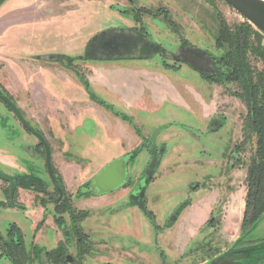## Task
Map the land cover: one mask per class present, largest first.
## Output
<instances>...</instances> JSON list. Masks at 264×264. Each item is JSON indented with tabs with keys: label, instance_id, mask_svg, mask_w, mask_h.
Segmentation results:
<instances>
[{
	"label": "rangeland",
	"instance_id": "rangeland-1",
	"mask_svg": "<svg viewBox=\"0 0 264 264\" xmlns=\"http://www.w3.org/2000/svg\"><path fill=\"white\" fill-rule=\"evenodd\" d=\"M37 1L38 20L20 27L14 23L8 28L10 22L0 26V84L30 119V124L48 137L53 150L52 163L68 191L75 192L84 186L113 158L136 150L141 136L146 138L156 126L170 123L159 135L158 140L166 142L167 148L146 191L147 208L154 213V221L137 207L121 206L125 190L98 199L104 203L105 199L118 201L102 211L90 209L92 218L88 222L95 216V228L101 222H108L97 235L107 244L104 246L100 241L94 246L95 251L83 257V264H206L228 249L242 234L247 165L254 140L240 150L239 162L234 163L236 155L227 161L232 147L243 139L247 108L232 95L239 84L222 80L225 68L218 58L225 53L227 44L218 48L215 38L219 20L234 27L245 21L244 18L222 0H133L137 7L149 13L162 10L155 20L146 14L142 16L149 31L148 41L161 48H150L149 56L142 60H96L87 59L86 55L95 35L114 27L141 25L114 10H128L129 2ZM27 2L0 0V16L5 9ZM185 46L202 50L197 56L209 61L208 67L197 65L200 59L195 63L197 67L194 63H183L177 69L171 68L182 60L170 54L184 51ZM158 51L162 53L159 55ZM49 55L59 59H49ZM249 60L255 72L262 68V63L255 61L251 54ZM68 64L77 69L68 68ZM25 66L46 78L47 87L62 103L59 116H65L63 120H69L68 123L60 125L54 118L49 122L41 118L30 99L27 77L20 75ZM207 72L212 73L207 76L204 74ZM101 102L106 105H100ZM69 104L70 114L65 108ZM88 104L102 107L107 117L114 116L103 123ZM110 106L114 112L127 114L132 119L133 135H130L131 124L111 111ZM77 113L79 119L73 116ZM0 114L4 118V124H0V171L47 179L42 157L26 150L37 140L18 126L1 101ZM219 117L223 122L218 126L220 119L216 118ZM150 160L151 155L145 150L132 160L128 169L133 182L143 175ZM193 182H199L200 187L190 192L188 185ZM0 185L6 186L4 182ZM188 196L192 204L168 227L173 222V208ZM30 220L29 213L22 209L7 208L0 203V235L4 239L9 225L15 222L22 228L29 245L34 236ZM41 229L44 234L43 226ZM45 230L43 242L48 244L45 246L54 245V231ZM95 233L91 231V237ZM57 237L62 239L61 232ZM263 239L264 217L246 237L251 242ZM68 253L76 256L74 247ZM247 264H264V257L257 261L250 259Z\"/></svg>",
	"mask_w": 264,
	"mask_h": 264
},
{
	"label": "flooded vegetation",
	"instance_id": "flooded-vegetation-1",
	"mask_svg": "<svg viewBox=\"0 0 264 264\" xmlns=\"http://www.w3.org/2000/svg\"><path fill=\"white\" fill-rule=\"evenodd\" d=\"M127 1L129 2L130 5V8L128 10L116 9V8L114 10H116L122 15H126V17L130 16L134 20L135 24L138 23L140 24L141 22V25L133 26V27H126V26L114 27L113 29L107 31L105 30L95 35L91 39V43L89 45V51H87L86 53L88 57L87 59L109 60V59L128 58V59L142 60L149 56L150 48L151 49L154 47L158 49L161 48L159 44H155L148 41L149 31L145 28L144 23L142 22V16L146 14L148 15V17L151 18V20H155L160 17L159 13L162 10L161 9L157 10V13H149L148 10L137 7L136 4L133 2V0H127ZM164 16L165 14H163V17ZM186 44L188 43H185V45ZM184 48H185L184 51L182 52L179 51L182 54V57H177V55L180 53L170 54L172 58L175 59L176 57L177 59L180 58L182 60L177 62L176 64H172L171 68L177 69L179 65L183 63H185V65H188V63L195 64L198 63L199 62L198 60L201 59L198 58L197 53L202 50L192 46L190 47L185 46ZM161 53L162 52L158 51L157 54L160 55ZM188 59L191 62L188 61ZM208 64L209 61L205 59H201L200 63H198L197 65L207 68ZM66 66L68 68L77 69L76 67L71 66L70 64ZM195 67H197L196 64ZM211 73L212 72H210V74ZM204 74H206L207 76L210 75L208 72ZM4 96L8 97L14 103V105L20 111L27 124L31 126L34 130L36 129L30 124L31 123L29 121L30 119L26 117L24 111H22L18 103H16V101H14L9 95H7L3 91V86L0 84V101L4 104L7 111L12 115L13 119L16 121L18 126H20L28 136L33 137L37 140V142L33 147L27 146L26 150L31 155L36 154L42 157L43 166L45 169V174L47 176V179H43L42 177L41 178L35 176L29 177L27 175L21 176V175L6 173V175L12 176L16 181L13 190H11L10 182L0 179V182H4L6 184V186L0 185V194H1L0 203H2L7 208L18 207L22 209L24 212L29 213V215L31 216L30 227L34 234L32 241L28 245V243H26L25 241L22 228L17 223L12 222L6 231L7 238L4 239L0 235V264H34L36 261H39L42 264L44 263L83 264V257L88 256L89 253H91L93 250L95 251L94 246L98 245L100 241H102V244L104 246L107 244L101 236H97V235L99 234L100 230L104 228V224L108 222L107 221L103 223L101 222L97 224L98 226L95 228L94 221H97L95 216L91 223L88 222V220L92 218L90 209L97 208V210L102 211L104 210V208L108 207L112 203L117 202L118 199H110L108 201L105 199L106 203L97 200L106 197L112 193H115L119 190H125L126 192V197L120 199V201H123V204L121 206H125L128 209L137 207L144 215H146L148 218L154 221V213L148 210L147 208L146 191L150 182H152L153 180V174L159 167L160 161L163 158L167 148L166 142L162 140H158L159 135L163 130L155 136L153 141L150 140L152 132L149 133V135L146 138H143L141 136L139 147L136 150H130L124 152L121 155L123 156L125 154H130L127 162L128 181H126V183L123 186L107 194L93 195L90 192H85V190L82 191L83 188L85 189L88 187L89 182L92 179L91 178L89 182L86 183L84 186H79L75 192L68 191L65 185L63 184L62 180L58 177L57 169L52 163L53 150H52V144L48 140V137L45 136L40 130H36L44 137L48 145L52 175L50 174L47 168L46 149L43 142L33 132H31L27 128V126L23 125L22 121L17 117V115L14 113L11 107L3 99ZM100 105L103 106V104ZM109 108H111V106ZM111 111H113L112 108ZM114 113L120 115L119 117L122 118L123 121H127L129 124H131L132 129L130 131V135H133L135 132L134 131L135 123L132 121V119H130V117L127 116V114L121 113L119 111H116ZM216 119H220L218 122V126H219L221 122H223V119H221L220 117ZM213 120L215 119H212V121ZM3 122H4V118L0 114V124L3 125L4 124ZM120 123L122 124V122ZM210 125H211V120L210 123L208 122V126ZM169 126L170 123H168V127ZM125 132L128 133L129 130L127 129L125 130ZM240 143L233 146L230 153H228V160H227L228 162L229 160H231L233 155L234 156L236 155V157H234V161H235L234 163L239 162L240 150H241ZM143 150L148 151L150 153L151 155L150 163L153 160V158H157L158 165L157 168L154 170V172L151 174V177L148 180H144L145 171L147 170V167L150 165V163H148L145 167V170L143 171V175L139 177L135 182H133L129 175L128 167L129 164L132 162V160ZM118 157L120 156H117L115 158ZM188 187L190 189V192L196 191L199 189L200 183L193 182L191 183V185H188ZM23 198L26 199L25 202H30L31 204L29 205L24 204L25 202L23 201L24 200ZM80 199L82 200V202L80 201ZM191 204L192 201L190 197L184 200L183 202L178 203L173 208L172 211L173 222L169 224L168 227L173 225L177 220V218L179 217V215L182 213V211L185 210ZM28 206L33 207L35 210L30 211L31 209H29ZM82 222H84L83 224L84 226H81ZM42 226H43L44 234L41 232ZM155 226L157 227L158 225ZM45 228L52 229L55 235L54 245H51L49 247H46L45 245L48 244H45L43 242L45 240V237L43 238V236H46ZM91 231L93 232L96 231L95 233L96 236L91 237L90 235ZM58 232H61L62 239L57 237ZM262 241H264V239L261 241H253V242L244 241L240 245L244 246V245L257 244ZM40 242L44 245L40 246L39 245ZM70 247H74V250L76 251V256H72L68 253V249Z\"/></svg>",
	"mask_w": 264,
	"mask_h": 264
},
{
	"label": "trees",
	"instance_id": "trees-1",
	"mask_svg": "<svg viewBox=\"0 0 264 264\" xmlns=\"http://www.w3.org/2000/svg\"><path fill=\"white\" fill-rule=\"evenodd\" d=\"M264 35L247 21L230 27L224 20H219L218 35L215 45L223 48L225 53L218 58L225 68L222 80L236 82L238 90L232 95L239 98L247 108L242 125L241 150L252 140L254 148L249 157L246 174V195L240 230L245 235L264 217ZM262 63L259 71L250 65V54ZM101 104L106 105L104 102ZM239 236V237H240ZM242 242H251L246 240ZM241 242V243H242ZM264 257V250L254 254L252 261Z\"/></svg>",
	"mask_w": 264,
	"mask_h": 264
},
{
	"label": "water",
	"instance_id": "water-1",
	"mask_svg": "<svg viewBox=\"0 0 264 264\" xmlns=\"http://www.w3.org/2000/svg\"><path fill=\"white\" fill-rule=\"evenodd\" d=\"M222 1L230 5L236 12H238L244 18L245 21H247L261 34L264 35V0ZM48 58L59 59V57L56 55H49ZM3 99L11 107L17 117L22 121L23 125L27 126V128L43 142L46 149L47 168L50 174L52 175L49 149L44 137L27 124L20 111L8 97L4 96ZM167 127L168 124H162L155 127L151 133L150 140L153 141L155 136ZM129 156L130 154H125L123 156L110 160L100 169L97 174L92 177L88 187L85 189L83 188L82 191L85 190V192H90L93 195H102L110 193L123 186L126 181H128L127 162ZM157 165L158 159L153 158L150 165L147 167V170L145 171L144 180H148L151 177V174L157 168ZM0 179L10 182L11 190H13L16 181L12 176L0 172ZM255 225L245 235L238 237L228 249L211 258L206 264H247L254 254L264 250V241L259 242L257 244L244 246L240 245L245 236L249 235L250 232L254 229Z\"/></svg>",
	"mask_w": 264,
	"mask_h": 264
},
{
	"label": "crops",
	"instance_id": "crops-1",
	"mask_svg": "<svg viewBox=\"0 0 264 264\" xmlns=\"http://www.w3.org/2000/svg\"><path fill=\"white\" fill-rule=\"evenodd\" d=\"M12 12H14V14L12 16L9 15ZM38 14H39L38 1L29 0V2H27L26 4L22 6H15V7L5 9L4 13L0 16V26L5 27L4 23L10 22L8 28L13 27V25L11 24H14V23L20 27L25 24L32 23L38 20V17H39ZM25 68H26L25 70L23 69L24 72L20 75L22 77L23 76L27 77L26 79L29 83L28 88L31 92L30 99L31 101L34 102V106L37 108L38 112L41 114V118L47 119L48 122H49V119L54 118L57 120V122H59L60 125L64 124L65 121H67L68 123L69 120H65V119L63 120V117L65 116H62V117L59 116V115H62V113L61 114L58 113L59 107L62 106V103H60V101L54 97V95L52 94V91L47 87L46 78L43 77V75L37 73L35 69H31L29 66H25ZM18 76L19 75L17 73L16 77L18 78ZM86 106H88L89 108H94L96 113L100 117L101 121H104L103 123H105V121L109 122V120L113 117L112 115H110L109 117L105 116V114L101 111L102 107H98V105L96 104H88ZM65 108H66V111L68 110L70 114V111H71L70 104L65 105ZM72 113L74 114L75 112H72ZM35 115H36V112H35ZM73 116L78 118L79 113ZM66 119H69V115L68 117H66Z\"/></svg>",
	"mask_w": 264,
	"mask_h": 264
}]
</instances>
